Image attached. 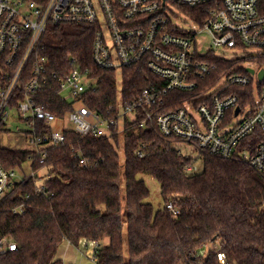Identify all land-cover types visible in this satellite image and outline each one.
<instances>
[{"label":"trees","instance_id":"obj_1","mask_svg":"<svg viewBox=\"0 0 264 264\" xmlns=\"http://www.w3.org/2000/svg\"><path fill=\"white\" fill-rule=\"evenodd\" d=\"M260 3L264 11V0ZM95 31L91 23L49 24L43 51L50 56L51 70H61L70 56L92 69ZM212 57L220 68L232 65ZM220 68L194 92L169 91L158 108L170 111L199 95L220 77ZM98 74V88L85 95V102L103 114L116 102L119 83L123 101L131 102L144 88L163 82L140 63L125 67L121 79L107 69L100 68ZM35 97L58 115L70 109L56 81ZM65 135L63 143L48 147L44 162H33L35 169L48 168L45 192L30 178L14 185L0 202V238L18 244L0 253V264H63L57 256L61 243L78 245L83 239L98 243V264H221L219 251L226 254L227 264H264V175L250 162L200 150L203 170L184 174L180 164L193 159L178 152L181 140L152 124L142 127L138 120L127 121L124 134L115 131L113 139L72 130ZM141 142L147 153L139 157ZM77 149L88 165L80 163ZM30 154L29 148L0 143V162L7 168L21 167ZM140 174L159 181L163 208L155 211ZM169 199L181 208L178 214L167 207ZM20 204L23 210L15 211ZM209 243L219 246L201 251Z\"/></svg>","mask_w":264,"mask_h":264},{"label":"built area","instance_id":"obj_2","mask_svg":"<svg viewBox=\"0 0 264 264\" xmlns=\"http://www.w3.org/2000/svg\"><path fill=\"white\" fill-rule=\"evenodd\" d=\"M189 20L193 24L188 25ZM51 23L96 25L92 69L70 56L61 70H51L50 56L43 51ZM212 56L232 65L220 68ZM137 63L146 65L163 82L144 88L131 102L123 101L119 83L118 98L108 105L106 114L85 102V95L98 88L100 68L115 71L121 79L123 69ZM219 68L220 77L199 95L170 111L158 108L169 91L194 92L203 87L200 81ZM262 72L264 11L260 0H47L44 4L0 0V135L12 130L26 134L29 144L25 148L31 150L33 168L16 180L19 167L7 168L0 162V202L14 185L30 178L39 192H45L44 180L37 174L44 166L35 169L33 162H44L48 147L63 143L67 130L113 139L115 131L123 135L126 122L134 120L179 138V153L184 154L181 144H188L246 160L264 175ZM55 81L60 96L70 104L61 115L35 97ZM11 115L21 125L14 128V123L9 124ZM66 120L72 126L53 127L54 121ZM81 153L77 149L75 155L88 165ZM146 153V143L141 142L136 154L142 157ZM196 168L193 163L180 164L184 174ZM167 207L175 214L181 211L173 199ZM22 210L23 204L15 208ZM84 243H91L93 252L98 244ZM17 245L9 237L0 238V253ZM218 258L226 264L223 251Z\"/></svg>","mask_w":264,"mask_h":264},{"label":"rangeland","instance_id":"obj_3","mask_svg":"<svg viewBox=\"0 0 264 264\" xmlns=\"http://www.w3.org/2000/svg\"><path fill=\"white\" fill-rule=\"evenodd\" d=\"M189 24H193V23L189 20L188 25ZM206 39H208V37H206ZM206 48L207 46L204 49ZM228 56L231 57L232 55L228 54ZM15 113H19L18 110L15 111ZM14 121L15 120L13 119V115H11L10 119L8 120V123L12 124L14 123ZM17 123L18 122L14 123L15 124L14 128L16 127ZM63 126L70 127L72 126V123L69 120H66L64 122L62 121L53 122V127L55 129L60 130L63 128ZM0 143L3 146H7V147L22 148V147L27 146L29 144V141L27 139L26 134L22 132H18L16 130H12V131H4L1 133ZM181 146L183 148L184 154L193 159L192 163L196 165L197 167L196 170H194V172L202 171L204 167V162L200 154V150L194 146H189L188 144H184V143H182ZM121 150H120V153L122 157V169L124 171L125 159H124L123 152ZM32 171H33L32 160L28 159L25 163H23L21 167L17 168L18 177H16V180L24 176L25 174L31 173ZM37 174L42 176V178L40 176L41 180H44L47 177L48 168L43 167L37 170ZM139 177L144 178L148 187L150 188V196L148 200L153 204L155 211L160 208H163L165 205V201L161 195V186H160L159 181L155 179L153 176L148 175V174H140ZM218 246H219L218 243L216 244L209 243V244H206L201 249V251H205L206 253H208L209 250L217 249ZM57 256L63 259V264H98V262L94 259L93 246L91 243L86 245L84 242H81L78 245H76V244L71 243L69 240H64L59 246Z\"/></svg>","mask_w":264,"mask_h":264},{"label":"water","instance_id":"obj_4","mask_svg":"<svg viewBox=\"0 0 264 264\" xmlns=\"http://www.w3.org/2000/svg\"><path fill=\"white\" fill-rule=\"evenodd\" d=\"M263 75H264V72L261 73V76H263ZM237 110H239V107L237 108Z\"/></svg>","mask_w":264,"mask_h":264},{"label":"crops","instance_id":"obj_5","mask_svg":"<svg viewBox=\"0 0 264 264\" xmlns=\"http://www.w3.org/2000/svg\"><path fill=\"white\" fill-rule=\"evenodd\" d=\"M84 241H85L84 239H83V240H81V242H84ZM81 242H80V243H81Z\"/></svg>","mask_w":264,"mask_h":264}]
</instances>
